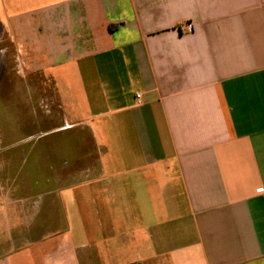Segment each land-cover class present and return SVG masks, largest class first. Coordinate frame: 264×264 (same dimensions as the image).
I'll return each mask as SVG.
<instances>
[{"label":"crops","instance_id":"0c3cea01","mask_svg":"<svg viewBox=\"0 0 264 264\" xmlns=\"http://www.w3.org/2000/svg\"><path fill=\"white\" fill-rule=\"evenodd\" d=\"M0 73V264H264V0H0Z\"/></svg>","mask_w":264,"mask_h":264},{"label":"rangeland","instance_id":"374dc122","mask_svg":"<svg viewBox=\"0 0 264 264\" xmlns=\"http://www.w3.org/2000/svg\"><path fill=\"white\" fill-rule=\"evenodd\" d=\"M5 76H7V74L0 73V85L1 86H4V84L6 83L5 78H4ZM0 99L2 100L1 101L2 103H4L5 101L8 102L9 90L7 88H0Z\"/></svg>","mask_w":264,"mask_h":264},{"label":"built area","instance_id":"2783aa9c","mask_svg":"<svg viewBox=\"0 0 264 264\" xmlns=\"http://www.w3.org/2000/svg\"><path fill=\"white\" fill-rule=\"evenodd\" d=\"M137 98H138V99H140V98H141V96H140V95H137Z\"/></svg>","mask_w":264,"mask_h":264}]
</instances>
